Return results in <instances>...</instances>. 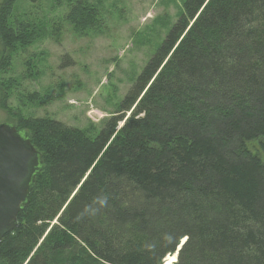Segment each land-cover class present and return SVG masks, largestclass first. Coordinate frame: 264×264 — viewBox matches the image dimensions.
I'll return each mask as SVG.
<instances>
[{
    "label": "trees",
    "instance_id": "obj_1",
    "mask_svg": "<svg viewBox=\"0 0 264 264\" xmlns=\"http://www.w3.org/2000/svg\"><path fill=\"white\" fill-rule=\"evenodd\" d=\"M14 3L0 6V71L36 39L11 25ZM70 18L98 21L82 5ZM15 119L43 165L0 264H164L185 238L174 264H264V158L248 148L264 156V0H184L95 134Z\"/></svg>",
    "mask_w": 264,
    "mask_h": 264
},
{
    "label": "rangeland",
    "instance_id": "obj_2",
    "mask_svg": "<svg viewBox=\"0 0 264 264\" xmlns=\"http://www.w3.org/2000/svg\"><path fill=\"white\" fill-rule=\"evenodd\" d=\"M3 2L0 0V6ZM183 2L15 0L11 25L31 23L36 39L25 48L17 44L16 53L0 71V124L17 123L15 117L22 113L27 118L47 117L95 134L118 110L178 19ZM79 5L94 10L98 19L94 25L73 22L70 13ZM4 55L0 37V62ZM6 88L11 112L1 106ZM248 148L264 158L258 140L250 142Z\"/></svg>",
    "mask_w": 264,
    "mask_h": 264
},
{
    "label": "water",
    "instance_id": "obj_3",
    "mask_svg": "<svg viewBox=\"0 0 264 264\" xmlns=\"http://www.w3.org/2000/svg\"><path fill=\"white\" fill-rule=\"evenodd\" d=\"M42 165V155L25 130L13 123L0 124V243L18 226V215L29 203L30 187Z\"/></svg>",
    "mask_w": 264,
    "mask_h": 264
},
{
    "label": "bare ground",
    "instance_id": "obj_4",
    "mask_svg": "<svg viewBox=\"0 0 264 264\" xmlns=\"http://www.w3.org/2000/svg\"><path fill=\"white\" fill-rule=\"evenodd\" d=\"M262 154V153H261ZM7 235V234H6ZM186 242V238H185V240L183 239L182 241H181V244L179 245V247H178V251L176 252V255H177V259H176V255L174 254V255H172V254H170V255H168L167 257H166V259H165V264H170V263H175L176 261H178V255H179V251L182 249V247H183V245H184V243ZM172 261V262H171Z\"/></svg>",
    "mask_w": 264,
    "mask_h": 264
}]
</instances>
